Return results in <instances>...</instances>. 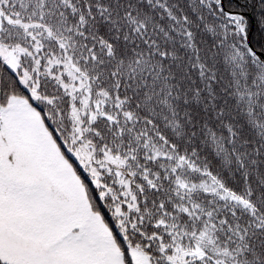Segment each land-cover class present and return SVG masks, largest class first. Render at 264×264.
Here are the masks:
<instances>
[{"label": "snow or ice", "instance_id": "obj_1", "mask_svg": "<svg viewBox=\"0 0 264 264\" xmlns=\"http://www.w3.org/2000/svg\"><path fill=\"white\" fill-rule=\"evenodd\" d=\"M0 264H264V0H0Z\"/></svg>", "mask_w": 264, "mask_h": 264}]
</instances>
